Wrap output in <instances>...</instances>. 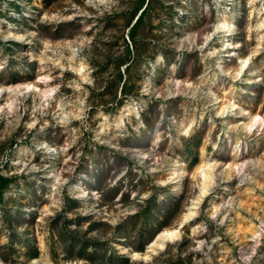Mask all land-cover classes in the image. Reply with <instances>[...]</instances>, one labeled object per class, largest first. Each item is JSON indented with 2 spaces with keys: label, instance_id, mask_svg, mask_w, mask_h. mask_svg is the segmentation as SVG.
Returning a JSON list of instances; mask_svg holds the SVG:
<instances>
[{
  "label": "rangeland",
  "instance_id": "1",
  "mask_svg": "<svg viewBox=\"0 0 264 264\" xmlns=\"http://www.w3.org/2000/svg\"><path fill=\"white\" fill-rule=\"evenodd\" d=\"M0 89V264H264V0H0Z\"/></svg>",
  "mask_w": 264,
  "mask_h": 264
},
{
  "label": "bare ground",
  "instance_id": "2",
  "mask_svg": "<svg viewBox=\"0 0 264 264\" xmlns=\"http://www.w3.org/2000/svg\"><path fill=\"white\" fill-rule=\"evenodd\" d=\"M218 27V26H217ZM219 28V27H218ZM244 65L247 63V59L243 60L242 62ZM83 67L79 69V73H82ZM27 87H30V84L27 85ZM35 87V86H34ZM33 87V88H34ZM17 88V87H16ZM1 90V89H0ZM188 217V216H187ZM181 227V226H180ZM179 235V230L177 228L174 229H165L158 234L157 242H163L165 240H175ZM160 246V245H159Z\"/></svg>",
  "mask_w": 264,
  "mask_h": 264
}]
</instances>
